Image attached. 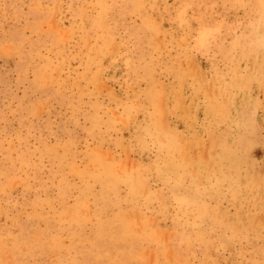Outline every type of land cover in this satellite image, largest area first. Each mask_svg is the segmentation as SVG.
<instances>
[{
    "label": "rangeland",
    "instance_id": "rangeland-1",
    "mask_svg": "<svg viewBox=\"0 0 264 264\" xmlns=\"http://www.w3.org/2000/svg\"><path fill=\"white\" fill-rule=\"evenodd\" d=\"M0 264H264V0H0Z\"/></svg>",
    "mask_w": 264,
    "mask_h": 264
}]
</instances>
